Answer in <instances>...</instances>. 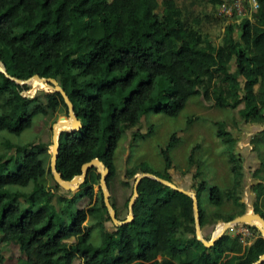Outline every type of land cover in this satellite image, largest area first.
Here are the masks:
<instances>
[{"label":"trees","instance_id":"1","mask_svg":"<svg viewBox=\"0 0 264 264\" xmlns=\"http://www.w3.org/2000/svg\"><path fill=\"white\" fill-rule=\"evenodd\" d=\"M191 1L194 6L197 0ZM221 1L197 3L208 2L213 13ZM255 1L254 10L233 22L234 11L229 20L218 6L216 15L202 7H190L185 13L175 0H0V63L5 72L17 79L33 74L54 78L80 121L78 129L61 131L57 137L55 169L60 177L69 180L80 173L84 162L100 160L108 169V200L118 219L126 210L130 195L125 196V189L131 193L135 174L148 172L170 180L166 170L172 167L169 149L178 140L174 132L159 148L162 172L141 162L125 167L119 178L122 202L116 205L110 200L117 141L127 131L130 142L148 135L151 124L144 132L137 130L147 113L175 117L191 96H200L213 107L235 110L233 126L236 120L263 124L264 0ZM221 16L227 21L214 42L201 20L216 22ZM28 87L0 72V132L19 134L37 115H67L58 92L21 95ZM55 120L54 116L50 124ZM225 123L213 122L215 136L232 142L231 133L221 127ZM258 133L264 135V127ZM4 147L0 153V244L17 246L23 255L17 264H250L264 253V239L247 224L255 232L249 244L248 240L242 244L240 233L225 231L204 246L194 236L190 197L150 178L136 186L132 219L108 229L109 216L94 166L72 194H57L54 204L51 188L58 185L44 181L50 175L48 144L4 142ZM197 147L199 143L191 147L187 163L194 169L189 190L195 192L202 229L233 216L205 213L200 193L207 189L209 201L219 206L222 195H239L242 171L241 159L230 150L232 186L223 191L207 186L200 177V161L193 156ZM262 185L256 182L252 187V211L264 219ZM23 187L28 189H19ZM82 199L87 205L78 208ZM86 217L90 226L84 223ZM92 231L98 234L97 243L90 240Z\"/></svg>","mask_w":264,"mask_h":264},{"label":"rangeland","instance_id":"2","mask_svg":"<svg viewBox=\"0 0 264 264\" xmlns=\"http://www.w3.org/2000/svg\"><path fill=\"white\" fill-rule=\"evenodd\" d=\"M199 1L200 0H197L193 6L190 4L192 3L191 0H175L176 4L180 6L182 11L185 13H188V8L190 7H193L196 10H199V8L202 7L203 10L216 15L218 5L212 13L213 8H210V4L208 2L197 3ZM234 1L235 4L240 7L241 0H233V2ZM198 4L202 6L198 7ZM240 12L241 11H235L234 13L237 16L234 15L232 16V19H229H231V21H238L241 16L247 15V13ZM190 15H195V13ZM227 20L225 18L223 19L222 16L217 18L216 22H207L202 19V29L206 30L209 34L210 40L218 42L224 23ZM2 67L3 66L0 64V68ZM26 84H28L29 87L27 90L23 91V94L31 95L34 91L37 92L38 90H52V86L49 84H45L40 81H32L31 78L28 82H26ZM54 116L57 121L59 117L63 115L55 114L51 117L53 118ZM195 116L197 117L195 120L192 119L191 122L188 121ZM236 116L235 110L230 111L228 109L216 108L211 105V102L201 101L200 96H191L175 117H170L162 113H147L141 117L137 130L144 132L146 131L148 125L151 124L152 131L148 135L142 138H136L132 142H130V132L128 131L122 134L118 139L113 155L114 165L116 168L115 179L109 187L111 202L116 205H120L122 202L124 190L119 183V178H121V176L123 177L125 167L141 162L148 166L151 170L162 172L164 164L163 159L159 154V148L167 142L169 135L174 132L178 136V140L170 147L168 152L173 166L171 167L172 169L169 168L167 170L171 180L177 185L185 186L187 189L190 188V175H192L194 169L193 166H188L187 157L191 147L195 143H199V147L194 150L193 156L195 159L200 161V177L206 182L207 186L215 185L221 189L220 191L229 189L230 186H232L234 176H232L229 168L228 153H231V151L235 155H237L236 153H239L241 154L240 157L242 158V161L243 159L245 160V158L247 159V162H242L243 174L241 184L242 181L243 184L239 195H234L233 193H230L227 196L222 195L220 205L216 206L209 201L208 190L205 189L199 195V202L205 213H217L220 218L231 216L235 217L246 211H251L254 200L252 187L256 182H261L263 183L262 187L264 186V166L261 164L264 162V135L258 133L264 127V123L259 124L245 122L244 120H236V125L233 126L232 117L234 118ZM52 118H50V116L37 115L32 119L31 125L19 134H10L8 132L1 131L0 153H4L6 150L4 142H9L11 144H23L26 142L34 143L36 141L47 143L48 153H50V121ZM215 121L226 122L225 125H221V127L231 133L232 138L234 139L232 142H221L220 139L215 136L216 127L213 125V122ZM255 134L256 136H254ZM222 137H224V135H222ZM252 137L253 139L251 142L250 139ZM44 181L45 183L51 185L54 183L51 175H46L44 177ZM19 189L26 191L28 188L23 187ZM74 190L66 191L59 186L56 189L51 188V192L54 194L53 203L55 204V196L57 194L70 195ZM96 190L97 185H94L93 192L95 193ZM126 195H130L129 189H125V196ZM86 205L87 200L82 199L76 206L81 208ZM126 213V210L125 212H122L119 215L118 220L124 219L126 217ZM84 223L85 225L90 226V218L86 217ZM245 224L247 223L233 224L225 231L230 235L240 233L242 244H245V241L247 240L248 241L246 243H250L255 232L248 229V226ZM105 225L106 228L110 229L114 224L109 220L105 223ZM247 225L253 226L251 224ZM255 225H259V223L257 222ZM211 226L212 230L206 234L208 239L214 232V226H216V231L222 228V221H217ZM90 240L93 243H97L98 234L96 231L91 232ZM20 256L21 253L18 251L15 244H0V264H17L16 259ZM21 257H23V255Z\"/></svg>","mask_w":264,"mask_h":264},{"label":"water","instance_id":"3","mask_svg":"<svg viewBox=\"0 0 264 264\" xmlns=\"http://www.w3.org/2000/svg\"><path fill=\"white\" fill-rule=\"evenodd\" d=\"M0 72L3 73L7 78L15 81L18 84H25L28 82V80L35 79L39 80L43 83H50L52 85V89L56 92H58L66 106V112H67V122L68 126L70 128H64L55 133L54 131V125L58 124V121L54 122L51 124V144H50V157H49V171L50 175L52 177V180L55 184H57L59 187H61L63 190L66 191H71L74 190L78 187V185L83 182L86 171L89 167L94 166L96 171L99 173V179H98V188L100 189L101 196H102V202L103 205L107 211V214L109 216V220L114 224V225H120L127 223L129 220L132 219V204L134 199L137 196L136 192V186L138 182L143 179V178H150L153 179L159 183H162L168 187H170L173 190L179 191L191 199V208H192V217H193V228H194V236L197 240H199L204 246H209L211 245L214 240L219 238L226 229H229L233 224H239V223H247L255 226L257 228V231L259 232V235L264 239V219L258 214L254 213L252 210L251 211H246L238 216L233 217L232 219L228 221L222 222V228L219 231H216L212 233L210 238L208 240L204 239L199 222H198V210H197V202H196V196L195 192L176 186L172 181H168L165 179H162L154 174L148 173V172H141L137 175H135L132 185H131V193L130 196L128 197L127 204H126V217L124 219L118 220L115 217L114 209L109 203L108 200V191H107V186L105 183V177L108 173L107 167H105L100 160L97 158H92L80 166V173L78 175L73 176L69 180H63L60 177V174L56 171L55 169V160H56V155H57V137L61 131L69 132L76 130L80 127V121L75 117L73 111H72V105L70 101L68 100L65 92L63 89L57 84V81L54 78L51 77H39L36 74L31 75L27 79H17L12 76H9L4 68H0ZM59 118H64V117H59ZM254 221H257L259 225H255ZM264 261V253L259 255L257 259L250 264H260L261 262Z\"/></svg>","mask_w":264,"mask_h":264},{"label":"built area","instance_id":"4","mask_svg":"<svg viewBox=\"0 0 264 264\" xmlns=\"http://www.w3.org/2000/svg\"><path fill=\"white\" fill-rule=\"evenodd\" d=\"M256 6L257 4L255 0H241L240 7H238L233 0H222L218 5V12L227 17L231 15L232 11H241L243 13H247L248 15L251 10L256 8Z\"/></svg>","mask_w":264,"mask_h":264},{"label":"crops","instance_id":"5","mask_svg":"<svg viewBox=\"0 0 264 264\" xmlns=\"http://www.w3.org/2000/svg\"><path fill=\"white\" fill-rule=\"evenodd\" d=\"M238 156H239V158L241 159V171H243L242 170V162H247V159L245 158V160L243 159V161H242V158L240 157L241 156V154H239V153H236ZM258 165V164H257ZM173 167V166H172ZM172 169V168H171ZM168 170V169H167ZM166 170V171H167ZM168 173V172H167ZM175 174H177V173H175ZM242 174H243V172H242ZM170 176V175H169ZM191 176V175H190ZM190 179V178H189ZM170 181H172L171 180V178H170ZM173 182V181H172ZM190 182H191V180H190ZM176 186H178V187H182V188H185V189H187L185 186H180V185H177L175 182H173ZM242 184H243V181H242ZM189 190V189H188ZM209 231H211V227L210 226H208V227H203L202 229H201V232H202V234L203 235H206V234H208L209 233Z\"/></svg>","mask_w":264,"mask_h":264},{"label":"bare ground","instance_id":"6","mask_svg":"<svg viewBox=\"0 0 264 264\" xmlns=\"http://www.w3.org/2000/svg\"><path fill=\"white\" fill-rule=\"evenodd\" d=\"M32 81H38L39 82V80H35V79H32ZM64 128H70L68 126V122L67 121H58V124H55L54 125V131H55V133H57L58 131H60L61 129H64ZM254 222L257 224V221H254Z\"/></svg>","mask_w":264,"mask_h":264},{"label":"clouds","instance_id":"7","mask_svg":"<svg viewBox=\"0 0 264 264\" xmlns=\"http://www.w3.org/2000/svg\"><path fill=\"white\" fill-rule=\"evenodd\" d=\"M233 12V11H232ZM235 12V11H234ZM231 15H232V13H231ZM231 15L230 16H225L227 19L229 18V17H231ZM224 16V15H223ZM1 64V63H0ZM2 65V64H1ZM29 78V77H28ZM27 79V78H26ZM22 80H24V79H22ZM43 83V82H42ZM26 84V83H25ZM46 84H50V83H46ZM50 86H52V85H50ZM27 90V89H26ZM53 90V89H52ZM23 91H25V90H22V91H20V93H21V95H23V96H32L33 94H34V92L31 94V95H28V94H23ZM45 91V90H44ZM61 117H64V118H66L67 119V115L66 116H61ZM54 122H56V120L54 121ZM53 122V123H54ZM52 124V123H51ZM50 128H51V126H50ZM50 154V153H49ZM152 174V173H151ZM170 181V180H169ZM192 191V190H191ZM211 230H212V227H211ZM216 231V226H214V232ZM213 232V233H214ZM225 232V231H224ZM205 239V238H204ZM240 240L242 241V238H240ZM247 244H249V243H247Z\"/></svg>","mask_w":264,"mask_h":264}]
</instances>
